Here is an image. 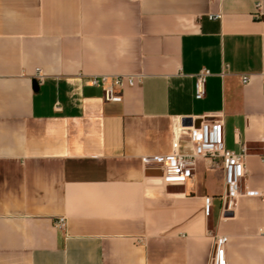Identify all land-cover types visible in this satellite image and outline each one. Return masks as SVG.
<instances>
[{
	"label": "crops",
	"instance_id": "0c3cea01",
	"mask_svg": "<svg viewBox=\"0 0 264 264\" xmlns=\"http://www.w3.org/2000/svg\"><path fill=\"white\" fill-rule=\"evenodd\" d=\"M263 73L264 0H0V264H209L215 234L226 264H264ZM93 75L134 86L107 102ZM220 118L263 195L227 217L221 164L166 186L153 162L177 120Z\"/></svg>",
	"mask_w": 264,
	"mask_h": 264
},
{
	"label": "built area",
	"instance_id": "2783aa9c",
	"mask_svg": "<svg viewBox=\"0 0 264 264\" xmlns=\"http://www.w3.org/2000/svg\"><path fill=\"white\" fill-rule=\"evenodd\" d=\"M260 9V6H259ZM257 13L256 17H259ZM221 12L211 15V19L222 20ZM211 76L208 69H202L195 77V98L202 100L206 96L207 80ZM264 81V73L262 74ZM36 80L42 83L44 75L37 70ZM135 77L120 75H93L85 77L84 83L91 87H100L104 92V99L107 102H122L123 90L126 83L134 86ZM250 75H242L243 85L248 84ZM190 120V119H189ZM194 120V119H193ZM185 122H189L185 124ZM175 141L173 142L172 153L168 155L155 156L153 162L161 171L158 180L166 186H183L188 179L194 175L196 162L199 158L210 161L211 168L221 164L225 174V191L222 195L223 214L225 217L233 212V207L242 196L262 197L259 191L245 189L243 181L246 176V161L249 155V148L242 146L240 152L230 150L225 143V130L223 119L212 122H202L199 126L192 125L190 121L179 119L175 125ZM182 137L186 139L182 140ZM185 150V151H184ZM207 206L211 198L206 199ZM67 219L60 217L56 221V227L65 229ZM229 237L215 234L213 237V251L210 255L209 264H226V248Z\"/></svg>",
	"mask_w": 264,
	"mask_h": 264
},
{
	"label": "water",
	"instance_id": "95a60500",
	"mask_svg": "<svg viewBox=\"0 0 264 264\" xmlns=\"http://www.w3.org/2000/svg\"><path fill=\"white\" fill-rule=\"evenodd\" d=\"M161 184H163L162 182H160Z\"/></svg>",
	"mask_w": 264,
	"mask_h": 264
}]
</instances>
